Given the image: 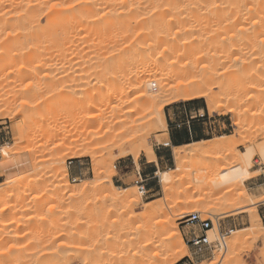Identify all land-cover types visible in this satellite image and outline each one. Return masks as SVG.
I'll return each mask as SVG.
<instances>
[{"label": "rangeland", "instance_id": "rangeland-1", "mask_svg": "<svg viewBox=\"0 0 264 264\" xmlns=\"http://www.w3.org/2000/svg\"><path fill=\"white\" fill-rule=\"evenodd\" d=\"M213 5L211 13L213 32L212 35L210 33V41H208V44L212 42L213 45L211 44V48L208 45L211 56L205 62L211 59L208 63H200L198 67L200 75H207L209 70L208 73H212L213 78L218 74L223 78L227 76V78L236 80L240 78V81L241 76H244L242 79H245L246 76L248 80L259 76L258 78L264 81L262 79L264 78V50H262L264 45L260 43L264 39V34L259 32L261 30L259 26L258 28L254 26L256 18L238 20L235 13H232L233 11L226 12V7L222 6L224 0H213ZM223 8L225 11L222 10ZM253 27L257 28L256 33ZM7 30L4 27H1L0 30V197L2 199L0 200V264H14L18 257L42 259L55 263L67 261L69 264H171L174 260L178 261L173 264H213L215 262L219 264H264V241L258 238L264 235V229L262 230L260 227L264 226V201L256 204L245 201V204L237 201L232 204L226 203L220 201L223 198L220 193L221 189L214 187L213 194L207 203L195 210L191 203L187 204L188 201L182 193V189L186 187L185 182L176 185L175 192L177 193L174 192L168 202L165 200L160 180L156 175L150 176V180L147 182V184L152 182L156 185V190L142 196L135 185L138 173L143 174L144 171L141 165L144 164L150 169L157 163H153L144 151L138 158L135 155L122 158L119 150L113 149L111 152L109 149H105L102 142H105L106 138L94 140L91 138L92 136L88 135L84 118L89 110H95L96 107L88 109L89 106L84 105V100L88 94H96L94 91L101 85V75L98 74V77L94 70H92L93 73L91 72L93 75L87 70L89 73L86 74L85 70H82L83 72L79 70L83 69L81 66L76 65V67L75 64H72L74 67L71 63L69 65L67 59L72 55L67 54L65 48L63 49L65 46H62L64 36L61 33L53 35L58 43L52 48L57 49L53 51V53L55 52V61L52 62L54 65L49 63L52 64L51 68L53 69H49L50 65L48 64L46 66L49 68L40 65L44 68L41 69L37 67L39 63L37 64L35 60V55L38 52L35 48L33 33H30L31 30L30 32L24 30V33L22 30L21 32L14 29ZM60 39H63L61 46ZM127 44L125 47H130L131 50L122 52V54L124 53L125 59L127 61L129 59L132 63L125 61L128 66L126 65L124 70L120 66L117 67V64H120L118 58L120 53L117 57L119 62L113 60L116 63H111L118 70L117 72L115 69L113 71L115 78H111V74L105 78L104 82L106 85L125 84V87L130 82L133 87L131 92L134 95L138 91L137 79L143 67L142 53L136 54L135 46L133 48V45L131 47ZM56 45H59L60 48ZM254 47L257 49L255 50ZM40 49L38 51L42 53L43 50L41 49L40 52ZM133 51L136 53L134 54ZM160 53V49L148 52L151 57L153 56L154 61H156L154 56L161 55ZM122 54L121 56H123ZM132 54L136 55L133 60H131ZM179 63V65H185L183 62L181 63V60ZM168 64L164 65L163 63L161 67L168 69L170 67ZM204 69L206 73L201 72ZM242 71H244V75ZM248 74L255 78L249 77ZM208 75L211 76V74ZM218 75L216 78H220ZM180 79L176 74L175 77L172 76L170 93L168 92L167 96L156 105V109H161L165 117V110L173 108L171 117L175 120L176 112L186 111L189 114L194 109L189 105L200 102V105L206 107L207 114L217 121L216 128L208 133L201 134L198 131V135L190 143L212 141L223 135H228L235 143L234 148L231 149L234 158L239 157L243 163L240 157L247 156L248 147L257 148L264 142V112L262 113L264 107L260 106V101L255 98L254 101L257 100V102L244 100L240 103L241 105L236 104L239 119L243 122V127L239 130L234 125L233 115L226 111V108L233 104L225 100V97H221V92L217 87L214 88V92L216 95H220L219 98H221L223 106L219 112L212 113L205 99L187 100L184 89L178 86ZM131 81L133 82L131 83ZM157 82H155L157 90H154L152 83L150 84V89L154 93L160 91V83ZM93 89L94 91H92ZM119 89L121 90V88ZM175 107H179V109ZM124 109L122 113L116 112V116H122L126 111ZM157 112L158 110H156L154 119L142 109L136 111L134 109L132 116L125 114L128 121L138 117L136 126L139 127L129 132L127 138H132L137 130L143 133L141 129L146 126L144 132H146L145 136L149 137V146L155 152L164 150L172 155L170 162L157 165V172H164L175 169L174 150L171 147H163V144L169 141L165 138L168 128L167 131L157 129L160 125ZM106 113L111 114L108 111ZM260 114L262 115L260 116ZM151 119L153 120L150 122ZM96 127L90 128L96 129ZM141 132L137 135H141ZM75 138L78 143L88 141L85 146L94 149L95 160L91 157L79 156V154L74 156L77 153V148L71 150L69 146L71 147L73 142V144L76 143ZM137 144L141 145L140 140L137 141ZM56 156L63 158L67 176L62 173H54L52 170L53 160ZM111 159H113L112 163L116 171L111 182L120 191L126 190L127 193L136 194L140 198L138 203L129 208L128 213H123V210L114 205L113 208L112 203L105 200L106 194L119 193V190H114L108 181L103 180L104 184L98 191H91L85 196L77 193L85 184L97 183L99 181L97 169L100 168L102 162H111ZM70 161L73 162L72 165L69 164ZM203 166L201 161L190 163L187 169L191 176L189 180H192L197 173L199 174ZM234 166L238 167L239 163ZM249 170L255 177L245 182L248 193L256 200L264 199V186H262L264 183V162L259 153L254 156ZM109 174H111V170L105 169V175ZM153 177L154 179H151ZM9 181L13 182L7 183ZM65 181L68 182V186ZM162 202L167 207V212L171 217H174L175 226L188 249V253L184 257L181 253L177 254L180 258L182 257L181 259L176 254L168 252L166 242L162 241L164 232L160 223L161 214H146L147 210L157 209ZM206 206L214 207L215 210L209 213L206 211ZM4 207H8V210H4ZM193 212H200L205 218H212L215 225L214 231H211L209 236L211 241L216 243L201 254H195L187 242L194 227L185 221V217ZM253 213L254 215H252ZM256 214H258V218ZM130 216L134 218H130ZM252 221L256 222L255 232L250 230ZM229 231H233V233H230L226 238L227 244L231 245L227 250L220 246L217 240L220 238V232ZM239 231L240 233L237 234ZM234 243H236L235 246ZM178 245L180 246L179 242L177 247H179Z\"/></svg>", "mask_w": 264, "mask_h": 264}, {"label": "bare ground", "instance_id": "bare-ground-1", "mask_svg": "<svg viewBox=\"0 0 264 264\" xmlns=\"http://www.w3.org/2000/svg\"><path fill=\"white\" fill-rule=\"evenodd\" d=\"M224 5L222 6L226 7V12L233 11L232 13H235L234 15H236L235 17L238 20L244 21L248 18H256V20L254 19V21H256L254 26H257V28L259 26L261 28L259 32L264 34V0H224ZM213 6V0H0V25L6 30L14 29L17 30V32H21L22 30L23 33L24 30H29V32L31 30L30 33H33L35 48H37L38 52V54L36 53L35 55V60L39 65H36L41 69H44L42 67H45L47 64L50 65V68L47 67L48 65L46 66L47 68L53 69L51 68V65L55 61V52L53 53L55 49L52 48H54L55 44H58L56 43L57 41L54 36L55 33H58V35L61 33V35L64 36V41L63 39H60L61 41L59 40L61 42H59L60 46L63 41L62 46L65 45L63 49L65 48L67 54L72 55L67 59L69 65L71 63V65L75 64V66H81L83 69L79 70H85L86 74L89 73H87V71H90L91 73L92 70H94V72L97 73V76L98 74L101 75V81L99 80L101 83L98 81L101 85L98 84V88L95 89V91L94 89L92 90L96 93V96L88 94V97L84 100V105L86 107L89 106L88 109H91L93 106L96 107L95 110H89L84 118L88 128V135L92 136L91 138L94 140L106 138L105 142L101 141L105 149H109L110 151L113 149L119 150L120 157L122 158L129 155H135L138 158L142 151H144L151 161L156 163L157 157L155 151L149 146V137L145 136L146 132H144V130L146 129V126H143L142 129L140 128L143 130V133L140 130H137L134 132L132 138H127L129 132L139 127L136 126L138 117L135 120L128 121L126 120L125 114L132 116L134 109L135 111L142 109L154 119L156 110H158L157 114L160 118V125L157 129L160 131H167L168 125L166 119L163 116L161 109H156V105L167 96V93L171 90V78L172 76L175 77V74L181 78L178 86H181L184 89L185 96L188 98L186 99H205L208 104L207 106L212 113L219 112L223 106L220 100L221 98H219L220 95L218 96L214 92V88L217 87L221 92V97H225V100L233 104L232 106H228L226 111L228 114L233 115L235 118L234 125H236L239 130L242 129L243 122L239 119V111H237L238 107H236V104H240L244 100H248V102L250 100L254 101L255 98H257V100L260 101V106L264 107V81L261 80V78L259 79V76H257L256 79L255 76L248 74L249 77L253 76L255 79L252 78L248 80L245 76V79H247L245 80L242 79L244 76H241V80L239 81V78L237 81L236 79L227 78L228 76L223 78L218 74L217 75L220 78H216L217 75L213 78L212 73H208L209 70L207 71V75H200V69H198L200 63L205 62L207 58L211 56L209 55V49L211 48L212 42L211 44H208V41H210L209 37L213 32V29H211L213 28L211 27L213 26V20H211V18H213L211 17ZM225 9L223 8L222 10L225 11ZM226 12L225 14L227 15ZM257 28L253 27L255 33ZM125 41L129 46L133 45V48L135 46L134 50L137 51V53L133 51L134 54H138V52L142 53L143 67L140 76L137 79L138 91L134 95H132L131 92L133 88L132 85L130 82L129 85H127L124 81L125 79L123 81L126 83L127 87H125V84L119 85L117 83L114 85H106L104 82L106 77L111 74L113 75L115 69L111 64L113 60H117V63L120 61V64L115 66H120L123 70L126 65L128 66L125 62L127 59H125V55H123L124 53L122 54V52L131 49H129L130 47H125L127 44L123 43ZM252 41L254 42L256 40ZM260 43L261 45H264V39ZM208 45H210V48ZM56 47L60 48L59 45H56ZM38 49H40V52L42 51V53H39ZM155 49L161 50V55L154 56L156 61L153 60V56H150L152 53L148 54V52H152ZM254 49L256 50L257 48L254 47ZM262 50H264V48H262ZM120 53L123 56H121ZM119 54L122 59L118 57ZM117 57L119 58V61ZM134 57H136V55L134 56L132 54L131 60H133ZM210 59H208V61ZM180 60L181 63L183 62L185 65H179ZM259 60L260 59L258 58V62ZM208 61L205 63H208ZM116 62L113 63L115 64ZM127 62L129 63L130 60L128 59ZM130 63H132V61ZM163 63L164 65L165 63H169L168 65L170 67L168 69H163V67H161ZM40 65H42V67ZM120 68L117 69L120 70ZM205 69L203 71L201 70V72L204 73ZM115 71L117 72L118 70L115 69ZM244 71H242V74ZM95 73L94 75H96ZM208 74H211V76ZM253 74L255 75V73ZM112 75L111 78H115V73L113 76ZM157 81L160 83V91L154 93L150 89V84L152 83L154 87L155 82ZM107 82L109 81L107 80ZM132 82L133 81H131V83ZM119 88H121V90ZM257 100L254 102H257ZM123 109L126 110V113L124 112L122 116H116V112L122 113ZM107 111L111 112V114L108 115L106 113ZM263 112L264 110L262 113ZM261 115L262 114H260V116ZM153 119H151L150 122ZM94 126H97L96 129H91ZM139 132H141V135H137ZM165 138L168 140V134H165ZM139 140L141 142L140 146L137 144V141ZM75 141V144H73L74 142H70L72 146H69L71 150L77 148V153H75L74 156L79 154V156L82 157H91L93 160L96 159L94 149L85 146V144H88V141L78 143L76 138ZM168 144H170L169 141L165 142L163 145ZM234 144L235 143L228 135H223L212 141H202L182 147H173L175 169L164 172L159 171L156 174L160 180L165 200L169 202L176 190V185L180 182H185L186 187L182 189V193L188 201L187 204L191 203L195 210H198L201 206L207 203L209 198H211V194H213L212 190L214 187L221 189L220 193H222L223 198L220 199V201L222 200L226 203L232 204L236 201L238 203L245 201L246 203L250 202L256 204L257 202L264 201L262 198H259V200L254 199L245 187V182L255 177V175L250 172L249 168L256 153L260 154L261 159L264 162V142L257 148H254L253 146L248 147L246 150L247 156L242 155V157H240L243 160V163L239 157L234 158V155L231 152V149L234 148ZM191 146L192 149H190ZM79 150L80 152H78ZM112 160L113 159H111V162L107 161L100 164V168L97 169L99 177L97 183L85 184L77 193L85 196L86 193L91 191H98L101 189V185L104 184V181L110 182L114 190H119L111 182L113 175L116 174ZM53 161L54 167L52 170L54 173H62L67 176V168L63 158L56 156ZM199 161L204 164L203 169H200V172L202 173H197L192 180H189V177H191L187 171L189 164ZM236 163H239L238 167L234 166ZM105 169L111 170V174L105 175ZM11 182L13 181L7 183ZM65 183L66 186L69 185L67 181H65ZM78 194L77 196H79ZM104 198L106 201L112 203V206L114 205L123 210V213H128L127 211L129 208L140 201V198L136 194L127 193L126 190H119V193L113 192L111 194H106ZM0 200H2L1 197ZM186 200L184 201L187 202ZM174 201L175 200H173V202ZM7 208L8 207H4V210H8ZM206 208V211L209 213L215 210L214 207L206 206ZM167 211V207L162 202L157 209L147 210L146 214H161L162 220H160V223L164 232L162 241L166 242L167 251L176 255L181 253L184 257L187 255L188 249L182 241V236L179 230L175 226L174 217H171ZM252 215H254V213ZM133 216H130V218L136 217ZM256 216L258 218V214H256ZM260 227L262 230L264 229V226ZM255 228L256 222L252 221L250 230L255 232ZM238 233H240V231L237 232V234ZM258 238L264 241V235ZM178 242L180 243V246L178 245L179 247H177ZM227 243L228 242L226 241L225 243L223 242L222 246L228 250L231 245H228ZM235 244L236 243H234V246ZM177 261L178 260H174L171 264L176 263ZM14 264L69 263L67 261H58L55 263L53 261H44L42 259L18 257ZM213 264L219 263L215 262Z\"/></svg>", "mask_w": 264, "mask_h": 264}, {"label": "crops", "instance_id": "crops-1", "mask_svg": "<svg viewBox=\"0 0 264 264\" xmlns=\"http://www.w3.org/2000/svg\"><path fill=\"white\" fill-rule=\"evenodd\" d=\"M192 106L194 107V112L190 111L189 114L186 111L176 112L174 114L175 120H173L171 117V110H173V108H167L165 110V117L168 125V140L171 143V148L191 145L192 143H190V141L198 135V131L202 134L215 130V124L217 121L213 120L212 117L207 114L206 107L200 105V102H194L193 104L189 105V107ZM183 107L186 108V106ZM175 108L179 109V107ZM155 154L157 157V164L151 166L150 169L145 167L144 164L141 165V167L144 169L143 175L148 178V181L150 180V176L157 174V165L163 164L164 162L168 163L172 160V155L164 150H158L155 152ZM151 179H154V177ZM147 186L150 192L156 190V185H154L152 182L147 184ZM262 186H264V183ZM193 231L198 234V230H196V228H194ZM192 232H190V235Z\"/></svg>", "mask_w": 264, "mask_h": 264}, {"label": "built area", "instance_id": "built-area-1", "mask_svg": "<svg viewBox=\"0 0 264 264\" xmlns=\"http://www.w3.org/2000/svg\"><path fill=\"white\" fill-rule=\"evenodd\" d=\"M157 85H154V90H157ZM166 148L171 147V143L168 145H163ZM70 165L73 164L72 161L69 162ZM76 181V180H74ZM148 178L145 177L141 172L138 173V179L135 182L140 194L146 196L150 193L147 186ZM185 221L192 225L198 234L195 231L192 232L190 238L188 239V244L193 248L195 254H201L206 249L211 248L216 242H212L209 236V233L214 229V221L212 218H205L200 212H193L185 217ZM233 233L229 231L226 233L220 232V238L217 240V243L222 246V243L226 241L227 236Z\"/></svg>", "mask_w": 264, "mask_h": 264}]
</instances>
